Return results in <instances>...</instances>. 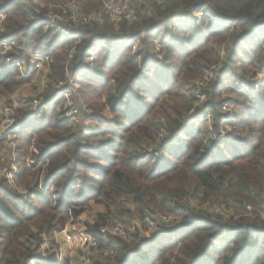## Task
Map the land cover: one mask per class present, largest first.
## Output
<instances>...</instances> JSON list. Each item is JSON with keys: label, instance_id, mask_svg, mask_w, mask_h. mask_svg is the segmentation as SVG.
Returning a JSON list of instances; mask_svg holds the SVG:
<instances>
[{"label": "trees", "instance_id": "16d2710c", "mask_svg": "<svg viewBox=\"0 0 264 264\" xmlns=\"http://www.w3.org/2000/svg\"><path fill=\"white\" fill-rule=\"evenodd\" d=\"M42 1L46 3L43 7L30 0L29 5L21 0L0 1L5 22H8L1 38L13 41L17 34L24 33L29 40L24 48L46 46L51 68L53 66V72L62 79L66 78L67 68L75 75L86 49L94 40L101 39L106 47L96 58L98 66H94L93 73L80 75L79 81H95L108 87L107 103L114 117L109 122L112 128L104 127L109 136L96 147L84 142L85 138L69 133L68 118L64 113V121L56 120L36 127V133L43 136L36 139L35 146L41 151V157H48L47 178L55 175L64 178L63 175L68 173L67 184L57 190L59 196L52 203L44 198L45 190L38 186V170L24 168L21 175L26 176L24 185L29 197L22 198L6 188L0 190V264L35 261L27 239L60 227L67 216V213L61 216L62 212H69L73 217L80 215L85 211L81 199L87 197V193L96 201L105 199L106 207H117L118 198L126 196L132 205L126 212L137 217L139 226L152 229L145 240L139 232H125L124 235H108L105 241L99 229L108 224L106 217L110 214L96 220L87 233L97 241L98 249L103 252L102 249L109 248L114 254L102 264H264V0H152L151 13L148 16L138 13L140 20L135 17L131 24L115 26L110 23V26L107 20L102 24L91 22L79 25L77 34L66 38L55 26L46 25L47 4L74 2L80 12L87 14L92 8H99L102 0ZM10 6L14 8L9 13L7 8ZM182 12H187L191 21L195 18L196 25L192 29L176 26L180 37L166 38V32L172 29L170 17ZM126 26H130L127 32L132 35L130 37H124V34L118 38L102 36L98 32L102 27L113 35L110 32L113 27L122 32ZM184 28L191 33L188 40H183ZM157 29L164 32L158 43L163 64L151 65L150 49H139L133 54L115 44L116 39L129 38L141 43L144 36ZM202 31H208V34L202 35ZM227 36L232 37V41L226 49L223 67L214 79L210 76L209 89L202 88L197 92L208 93L211 98L205 110L212 116L216 130L212 134L214 140H208L209 132L200 126L197 132L192 127L183 132L185 125L172 120L169 115L165 117V123L150 119L158 110L171 109L173 115H180L185 107L180 91L187 89L190 79L204 77L211 63L220 56V41ZM71 49L74 52L69 59ZM234 60L236 64L229 67ZM3 64L0 57V86L18 84L17 68L13 64L3 68ZM236 65H241L244 72L248 67H257L261 73L259 88L253 85L254 81L239 76ZM226 77H233L239 87L238 91L229 89L237 94V99L229 102L235 109L234 114L217 110L224 101L218 100L219 84ZM57 82L51 88L52 95L58 89ZM177 101L182 103L179 110L174 107ZM40 113L46 114L44 110ZM166 124L167 145L162 147V155L156 157L158 163L155 164L151 156H141V143L153 141ZM226 124L230 130L221 135L220 128ZM93 135L91 132L87 137ZM61 145L66 147L68 155L61 151ZM84 151L87 152L81 157L80 152ZM82 169L93 176L86 177L87 181L81 180L77 186L74 177ZM70 184L77 187L76 200L67 205L71 189L67 185ZM96 192L100 197H96ZM198 193L216 197L215 203L225 204L230 209L229 218L207 212L195 214L189 205L177 203V199ZM31 197H35L37 204L30 202ZM76 205L79 207L75 208ZM247 205L251 206L250 211H246ZM155 209L159 211L150 217L148 211ZM160 213L179 216L180 221L174 225L163 223ZM234 215L238 216L234 218ZM111 237L115 238L116 246L109 240ZM45 264L65 263L49 260Z\"/></svg>", "mask_w": 264, "mask_h": 264}, {"label": "rangeland", "instance_id": "374dc122", "mask_svg": "<svg viewBox=\"0 0 264 264\" xmlns=\"http://www.w3.org/2000/svg\"><path fill=\"white\" fill-rule=\"evenodd\" d=\"M2 2V0H0ZM25 4H30L29 0H21ZM132 2L131 9L134 11V15L138 20L140 15L148 16L151 13V5H153L152 0H142L141 3L133 2L135 0H126ZM123 0H118V3L115 2V5H120ZM34 4V3H33ZM46 3L42 0H39L40 7H43ZM67 4H74V2H61L58 3H48V10L55 11L54 9L58 6H63ZM75 5V4H74ZM78 6V5H77ZM14 7L10 6L7 8L8 12L10 13ZM4 7L0 4V21L4 16L2 22H0V35L3 32H6V27L8 22H5V14L3 12ZM98 10V12L102 15V23L109 22L108 25L111 23L106 10L102 9V5L97 8L93 9ZM187 10V9H186ZM84 11V10H82ZM83 13V12H81ZM187 15V16H186ZM195 15L198 16L196 13ZM170 24H171V31L166 32V38H174L178 39L180 37L179 32L175 29L176 26H185L194 27L197 23L194 18L193 21L190 20L191 16L188 15L187 12L176 13L175 16L170 17ZM202 18V17H199ZM168 19V18H167ZM165 19V20H167ZM107 20V21H106ZM186 21V22H184ZM133 22V21H132ZM131 22V23H132ZM129 23V24H131ZM112 24V23H111ZM110 24V26H112ZM191 25V26H190ZM131 26V25H130ZM130 26H126L122 30V32H118L116 28H112L110 32L113 35L109 34V31L102 29L100 27L99 34L102 36H112L118 38L120 34H124V37L132 36L129 32ZM207 27V26H206ZM45 28V27H44ZM57 30V29H56ZM183 31V40H188L190 38L191 33L187 29H182ZM58 31V30H57ZM229 30V36H230ZM106 33V34H105ZM126 33V34H125ZM203 34H208V31ZM63 35V34H62ZM164 32L161 29H157L148 36H144V39L140 43L137 40H122L119 39L116 42V46L123 47L130 51V53L136 54L138 53L139 49L142 50H152V61L151 65H160L164 63L163 54L161 52V46H159V40L163 38ZM225 37L224 40L220 41V46L222 47V52L218 59L213 61L210 65L209 71L206 72L202 79H190L188 83L187 89H182V96H184L183 103L185 107L180 111V115H173L168 109L167 111L160 110L156 111L155 116H151L150 119L152 120H159L160 123H165V117L169 115V117L174 121H179L182 125H185L186 129L183 131H190L191 127L195 129V131L202 127L205 128V131L209 132L208 140H214L215 137L212 136L213 132H216L215 128H213V121H211V113L210 111H206V104L210 101V96L208 93L201 94L197 93L198 89H209L210 88V76L212 79L219 73L221 67H223L224 62L226 61V56L228 51L226 50L228 46L230 47L232 37ZM63 37L66 38L65 35ZM35 38V36H34ZM132 38V37H131ZM50 39V38H48ZM48 39L46 41H48ZM97 40V39H96ZM29 42L28 39L25 38L24 33L17 34L16 38L11 41L10 38L3 39L0 36V57L3 59V68L8 66L9 64H13L18 72H19V82L18 84L5 87L3 85L0 86V190L6 188L11 192H15L20 195L22 198H27L28 191L24 185L25 181V174L21 175V171L24 168L38 170L37 178H38V186L43 191L44 198L47 200H56L58 198V192L62 186H66V178L68 173L64 174L62 178L61 175H55L52 178L48 179L45 170L47 167V156L41 157V151L35 146V141L40 135L36 133V127L39 125L47 124V122H55L56 120L64 121L62 113H64L67 109V105H73L77 107L78 113L75 118H68V126H69V133H75L80 137L85 138L86 143L89 142L90 145L93 147L99 146L102 139H105L109 136V132L105 131L104 127L109 126L110 120L114 117V115L110 111L109 104L107 103L108 95V87L104 83H96L95 81H88L80 83V78L77 74L76 79H72L71 81V88L68 89L70 93L67 92L66 96L62 95L58 89L54 95H52L51 88L54 87V83L58 80L62 79L59 78L53 71V66L51 68V60L49 59L48 69L45 67L43 62V66L39 69L33 70L31 69V64L29 63V54L33 51H40L42 54H48L49 49L46 46H43L41 49H33L24 48V44ZM34 42V39H33ZM101 41H95L94 44L96 47V56H95V67L98 66V62H96V58L99 54H103L102 47L96 45L97 43L100 44ZM152 43V46H148ZM101 43H104L103 41ZM112 43V40H110ZM33 43H31L32 45ZM219 45L216 44L215 48L218 49ZM105 52V51H104ZM155 52V53H154ZM12 56V57H11ZM22 65L21 67L15 65V60L18 57H22ZM45 56V55H44ZM99 58V57H98ZM142 58V55L138 57V60ZM54 62V61H53ZM170 62H173L171 60ZM68 64L69 62L66 61ZM236 64V61L230 63L229 67H233ZM256 66V65H255ZM26 67H29L27 72H24ZM237 70V74L239 76H245V79L249 81H254V86L258 87V83L260 82L261 73L257 67H248L244 72V69L241 65H236L235 67ZM212 72V74H211ZM93 72H87L86 74H90ZM49 74L48 78L47 75ZM85 74V73H84ZM95 75V74H94ZM21 79V80H20ZM71 76L69 78L62 79L61 86L68 85ZM83 80V79H82ZM60 82V81H59ZM57 82L56 84H58ZM235 80L231 78H225L222 83L219 84L220 87V94L218 96V100L223 101V105L219 107L217 110L224 113H235V109L232 105H229L231 100L237 99V94L233 93L231 90L238 91V85H235ZM36 100V102H35ZM176 102V101H175ZM178 103H174V107L179 110L182 106L181 101H177ZM169 104L172 105L173 102L169 101ZM40 105H45L40 107ZM39 106V107H38ZM8 107L10 109V113L8 117H10V122L5 121L4 111L3 109ZM42 110L46 112L45 115L40 113ZM30 112V113H29ZM216 112V111H215ZM234 112V113H233ZM227 119L229 115H227ZM169 126V125H168ZM200 126V127H199ZM111 127V126H109ZM112 128V127H111ZM230 130L229 124L221 126L220 132L221 135L225 134ZM166 131H167V124L164 129H161L157 132L153 141H142L141 145V156H151L153 158V163H158L156 157H160L163 152L164 145L166 144ZM94 133L92 137H87L88 134ZM183 132L180 133V136L183 138ZM197 132V131H196ZM32 135L30 138L28 136ZM138 141V140H137ZM224 141V139L222 140ZM165 143V144H163ZM61 151L65 155L69 153L66 151V147L61 145L59 147ZM136 150H138L136 148ZM52 152V151H49ZM87 151L80 152V156L84 157ZM72 166V165H71ZM21 175V176H20ZM88 171L82 169L81 172L76 175L74 178L77 180L75 181L77 186L80 184L81 180H86V177L89 178ZM57 181V182H56ZM70 190V198H68L67 205H70L73 200L76 198V185H67ZM97 194V192H96ZM29 197V196H28ZM96 197H100V194H97ZM92 197L90 193H87V197H83L81 202L84 203L85 211L80 213L77 217L70 216L69 212H62L60 215L64 217V213H67L66 218L64 217V222L61 224L60 227L54 228L49 232H42L38 235H34L33 237H29L27 239V244L32 247V251L34 254L35 261L30 262L29 264H45V262L49 260H55L57 263H65V264H91L92 262H96L98 264H102L104 261H107L108 257L114 256L113 251L109 248L102 249L103 252L98 253L97 250L86 246V243L82 242L84 239V235L87 233L92 225L95 223L96 220L103 219L107 215L108 224L106 226H111L112 228L116 225H119L123 228L125 232H139L140 237L143 238L142 240L149 238V232L152 229H145L139 226L140 221L132 215L131 213H127L126 210L132 209V205L127 200L126 196L122 198H118L119 204L117 207L110 206L106 207L105 199L103 201H96ZM76 200V199H75ZM52 201V203H53ZM30 202L37 204V200L35 197L30 198ZM183 202L181 204H187L192 209L195 210V214L207 212L213 215H216L213 211L215 208L214 206H223L225 204L215 203L217 202V198L213 196H204L202 193H198L196 195H189L187 197H183L181 199H177V203ZM180 204V203H179ZM79 206H75L78 208ZM227 208V207H225ZM228 209V208H227ZM232 210V209H231ZM159 210L155 209L154 212L148 211V215L154 216L156 212ZM228 211H230L228 209ZM227 211V212H228ZM234 212V210H232ZM165 216V220L163 223H169V225H174L180 221L179 216L167 215L165 213H160ZM239 214V213H237ZM229 214L226 215L227 218ZM238 216V215H237ZM224 220V219H223ZM104 226V225H102ZM137 226V227H136ZM71 236V239L66 238V234ZM112 242L113 246L117 245L114 237L109 238ZM221 243L224 241H220ZM149 244V243H147ZM146 246V245H145ZM89 258V261L85 258Z\"/></svg>", "mask_w": 264, "mask_h": 264}, {"label": "built area", "instance_id": "2783aa9c", "mask_svg": "<svg viewBox=\"0 0 264 264\" xmlns=\"http://www.w3.org/2000/svg\"><path fill=\"white\" fill-rule=\"evenodd\" d=\"M32 3L37 4L39 3V0H30ZM115 2L118 3V0H102V9L106 10L108 17L111 21V23L115 26H119L122 23H131L132 21L135 20V15H134V11H132L131 9V4L132 2H128L126 0H123V2L120 5H115ZM133 2L136 3H141L142 0H135ZM55 11L52 10H48L47 13L44 15L45 21H46V25H53L56 27V29L58 30V32L62 35H65L66 37H72L75 36L77 33L76 28L79 25H85L91 22H97L100 23L102 21V15L98 12V11H94V12H90V13H81L78 10V7L74 4H67V5H61L58 6L54 9ZM199 15V14H198ZM201 15V13H200ZM4 19V16L2 17V20L0 22H2ZM62 35V36H63ZM96 41H101V39H98ZM119 39H116V42H118ZM97 43L96 45H98L99 47H102V50L105 51V47L106 44L105 43ZM74 52V49H71L69 52V59L72 58V54ZM45 55V56H44ZM42 54V52L40 51H33L29 54V63L31 64V69L36 70L39 69L41 66H43L45 64V67L48 69L49 65V56L48 54ZM95 56H96V47L95 44H91V46L86 49V52L84 54L83 60L81 63L77 64L76 67V71H75V75H73L72 73H70L68 71L67 68V78H69L71 76L70 81L68 82L67 87H63L61 86L63 82H59L56 87H58V89L60 92H62L63 96H66L67 92L70 93L68 91V89H70L72 86L71 85V81L72 79H76L77 74H79L78 76L84 74L85 72H92L94 70V62H95ZM44 62V64H43ZM15 65L21 67L22 65V57H18L15 60ZM29 67H26V69L24 70V72H27ZM57 89V90H58ZM56 90V91H57ZM36 102V100H35ZM39 107V106H38ZM40 107H42V105H40ZM67 109L64 112L65 117L67 118H75L77 116L78 110L76 106L73 105H67ZM4 111V117H5V121H9L10 122V117H8L9 113H10V109L8 107H5L3 109ZM221 136V135H220ZM215 208L213 209L215 214H220V215H224L226 216L227 214H229L230 211H228L227 208L223 207V206H214ZM246 211H250L251 210V206L247 205L245 206ZM230 210V209H229ZM228 211V212H227ZM237 215H234L233 217L235 218ZM262 217H264V213H262ZM160 218L165 220V216L163 217V215H160ZM148 222H150V220H148ZM111 226H102L99 229V232L101 234V236L105 239L108 235H124L125 231L123 230V228L119 225H116L112 228H109ZM66 238L67 239H71V236L67 233L66 234ZM82 242L86 243V246H89L90 248H93L95 250L98 249V243L97 241L88 233H86L84 235V239H82ZM98 253H101L102 251L100 249L97 250ZM89 261V258H85Z\"/></svg>", "mask_w": 264, "mask_h": 264}]
</instances>
